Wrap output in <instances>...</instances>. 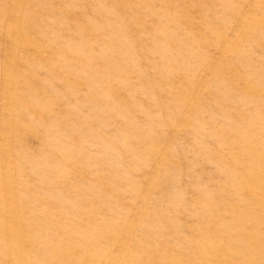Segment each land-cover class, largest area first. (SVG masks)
I'll return each instance as SVG.
<instances>
[{"label": "rangeland", "instance_id": "obj_1", "mask_svg": "<svg viewBox=\"0 0 264 264\" xmlns=\"http://www.w3.org/2000/svg\"><path fill=\"white\" fill-rule=\"evenodd\" d=\"M0 264H264V0H0Z\"/></svg>", "mask_w": 264, "mask_h": 264}]
</instances>
